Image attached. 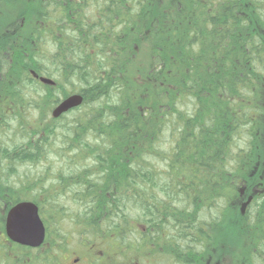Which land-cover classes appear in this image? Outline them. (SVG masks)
<instances>
[{
  "label": "trees",
  "instance_id": "obj_1",
  "mask_svg": "<svg viewBox=\"0 0 264 264\" xmlns=\"http://www.w3.org/2000/svg\"><path fill=\"white\" fill-rule=\"evenodd\" d=\"M62 1L0 0V249L29 252L1 232L32 201L179 264L227 238L228 264H264V0Z\"/></svg>",
  "mask_w": 264,
  "mask_h": 264
},
{
  "label": "flooded vegetation",
  "instance_id": "obj_2",
  "mask_svg": "<svg viewBox=\"0 0 264 264\" xmlns=\"http://www.w3.org/2000/svg\"><path fill=\"white\" fill-rule=\"evenodd\" d=\"M79 0H63L62 8L66 7L67 3L75 4ZM96 2L100 0H86V3ZM116 2L119 1L115 0ZM98 5V4H97ZM93 8L91 6H84L83 11L89 16L88 22H90V13L97 14L98 19L102 15H105L106 6H99ZM120 8H122L120 6ZM76 11V10H74ZM71 12V11H69ZM137 15V12H133L132 16ZM153 16V13L150 14ZM96 22H94L95 24ZM113 27L120 28L121 22L119 18H116L111 23ZM102 29L105 26L104 21H100ZM94 26V25H93ZM112 30V29H110ZM31 75L32 71H31ZM34 77V76H33ZM46 229L45 240L43 244L36 248H28L29 252L22 254H13L10 252L0 253V264H179L173 261V258H169V255L165 252H161L167 247L165 241L166 238H162L158 243L160 245L156 249L153 236L141 237L136 236L131 240L136 242L135 246L128 247L131 250H126V246L121 244L117 246L110 245L106 240L102 238H96L91 236H48V229L44 223ZM2 239L8 245L12 243L5 234V230L1 232ZM112 239L122 241L121 238L113 237ZM144 241V242H143ZM138 243L146 244L143 246ZM16 245V244H15ZM22 247V246H21ZM194 264V263H193Z\"/></svg>",
  "mask_w": 264,
  "mask_h": 264
},
{
  "label": "water",
  "instance_id": "obj_3",
  "mask_svg": "<svg viewBox=\"0 0 264 264\" xmlns=\"http://www.w3.org/2000/svg\"><path fill=\"white\" fill-rule=\"evenodd\" d=\"M32 74L41 83L48 86L54 85L51 79ZM82 103L83 97L81 94H70L59 101L52 109L51 117L57 119L68 111L79 107ZM4 230L12 243L33 249L43 244L46 235V229L40 217L39 208L31 201H20L8 209L4 220Z\"/></svg>",
  "mask_w": 264,
  "mask_h": 264
},
{
  "label": "rangeland",
  "instance_id": "obj_4",
  "mask_svg": "<svg viewBox=\"0 0 264 264\" xmlns=\"http://www.w3.org/2000/svg\"><path fill=\"white\" fill-rule=\"evenodd\" d=\"M26 21H24L23 23H25ZM76 86H78L77 84H75ZM6 135V136H5ZM5 136V137H13L11 133H7V134H4L2 135V137ZM5 139V138H4ZM50 168V167H48ZM244 203H242L239 208L243 206ZM43 217V216H41ZM68 216H65V218H67ZM46 224V223H45ZM52 224H54L53 222H51L50 224L48 223V225L46 224L47 226V229H48V232H49V235L48 236H57L56 234H54V232L58 231L62 237H66V236H79V235H84V234H78V232H75L74 229H73V226L71 225V223L65 219L61 224L60 226H57V227H51ZM82 231H80L79 233H81ZM96 238H97V235H95ZM102 236V237H100ZM98 236V238H102V240H106L107 242L110 243V245L112 246H117V245H120L117 240H114L112 239L114 237L113 234L111 235H100ZM128 239V238H127ZM126 239V240H127ZM229 238L225 239V241H221V243L219 245L216 246V249L214 250L215 251V257L214 256H211V255H208L206 256L203 261L201 262V264H228L229 260H230V257L233 256V253L231 252L232 251V239H229ZM235 240V239H233ZM8 245V244H7ZM127 248L126 250L129 251L128 247H130L129 245H125ZM8 250H2V248L0 249V251H4V252H12L14 254H19V253H25V250H21V249H16V248H7ZM12 264V262H11Z\"/></svg>",
  "mask_w": 264,
  "mask_h": 264
}]
</instances>
